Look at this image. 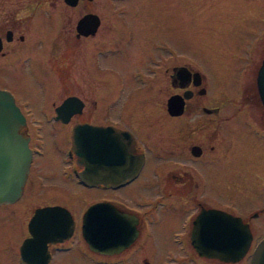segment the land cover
<instances>
[{"label":"flooded vegetation","instance_id":"flooded-vegetation-1","mask_svg":"<svg viewBox=\"0 0 264 264\" xmlns=\"http://www.w3.org/2000/svg\"><path fill=\"white\" fill-rule=\"evenodd\" d=\"M93 1L78 0L71 5L64 0L71 8L84 7L68 38L72 43L85 40L86 67L90 76L96 78L100 95L90 101L86 95L66 94L60 103L67 97L73 96L75 100L67 122L74 121L70 134H51L50 141L47 134H30L27 123L33 111L29 107L30 114H27L23 104H17L25 117L26 126L21 131L31 149V162L21 195L14 201L0 203V217L7 215L6 221L18 219L25 234L20 235V232L14 253L9 243L0 250V264H58L63 258L66 262L73 260L69 262L73 264H251L253 251L264 237V233L257 234L258 229L264 228V194L259 191L264 184V163L260 162L264 160V110L261 109L262 115L258 118L262 126L260 134L236 133L232 130L233 124L242 117L230 113L234 108L226 111L216 105L213 96L207 98L210 87L204 83L199 64L193 57L188 61L185 48L181 51L177 42L171 40L173 37L181 42L185 36H172L165 30L163 37H156L152 26L154 18H149L155 0H103L97 11L92 8ZM35 13L27 23L18 10H9L4 3L0 4V89L10 91L15 102V91L32 90L37 79L39 83L43 55L40 45L51 38L43 34V24L35 18ZM88 15L89 20L95 15L98 22L95 28L78 27L79 21ZM74 17L70 15V20ZM173 49L178 54L175 57ZM263 55L262 49L260 63L255 64L256 75ZM86 79L90 83L93 80L87 76ZM245 83L242 80L235 84L242 101L245 88L248 91ZM112 91L116 92L115 96L108 94ZM171 100L181 102L180 114L169 111ZM59 104L53 102V107ZM156 107L173 118L182 117L185 112L204 115L215 122L214 131L149 134L147 120ZM46 115L48 119L54 118L55 111ZM83 115L84 119L77 120ZM138 117L143 121L136 119ZM81 123L112 126L113 130L101 134H73L75 126ZM230 123L232 125H227ZM81 144L85 146L83 150ZM49 147L62 158L54 164L62 181H69L88 193L80 197L83 202L88 199V204L81 206L78 212L60 203L41 204L30 215L23 212L26 201L22 200L37 159L56 161V158H47ZM108 170H123L128 174L111 182ZM218 170L227 172L220 174ZM53 171L57 172L49 170L48 173ZM96 171L100 172V179L91 177L92 174L87 176V172L96 174ZM144 174H148L147 179L142 181ZM226 177H231L229 194L220 201L209 191L215 182ZM253 183L259 186L254 198L250 196ZM65 189L69 193L76 192L71 185ZM98 202L105 203L106 207L111 204L124 215L121 220L112 222L121 226L102 227L104 232L111 230L120 234L109 238L111 243L116 241L113 251L91 249L83 235V215L90 205ZM55 205L69 211L72 228L62 230L60 239L47 240L33 253L23 250V243L33 237L30 220L35 209ZM18 208L20 210L12 212ZM209 209L222 210L239 218V224L233 228L240 231L239 235H250L242 258L232 261L199 252L200 248L216 247L207 239L216 234L219 219L205 217L210 214L206 212ZM153 234L166 235L164 242L168 245L161 256L153 246Z\"/></svg>","mask_w":264,"mask_h":264},{"label":"rangeland","instance_id":"rangeland-1","mask_svg":"<svg viewBox=\"0 0 264 264\" xmlns=\"http://www.w3.org/2000/svg\"><path fill=\"white\" fill-rule=\"evenodd\" d=\"M102 1L94 0L92 8L94 10L96 8L97 11ZM1 3H4L9 10H18L19 16H23L27 23L32 20L30 16L35 11V18L43 24V34L51 36L48 41L40 45L43 48V55L39 83L37 79L34 89L15 91L16 104H23V110L27 114H30L29 107L33 111L30 114L31 121L27 123L30 134H47L49 141L51 134H70L71 123L74 121L67 124L60 117L61 123H59L54 118H46V114L56 111L63 103L60 101L66 94L86 95L90 101L100 95L98 88L100 86L96 78L90 76L86 67V53L83 52L85 40L72 43L68 38L72 34L75 19L84 12V7L71 8L64 0H0ZM72 14L75 15L73 21L70 20ZM149 18H154L152 26L156 30V37L158 35L163 37L166 32L172 36L173 34L185 36L181 42L173 37L171 40L177 42L176 45L181 51L185 48L188 61L193 57L199 64V70L204 75V83H208L210 87L207 98L213 96L216 105L224 107L226 111L234 108L230 113L235 112L234 114L242 117L241 120L234 122L232 130L236 133L239 131L244 134H260L262 126L259 125L258 118L262 115L263 108L255 88L254 71L255 64L260 63V53L262 49L264 50V0H155V5L150 8ZM172 54L174 57L178 55L174 49ZM86 76L93 79L91 83ZM242 80L246 82L245 86L248 88L247 91L244 87V95H241L244 101L241 100L240 90L235 85L237 81ZM109 93L115 96L116 92ZM52 101L54 104H60L54 108ZM78 119H84V115ZM136 119L143 121L141 117ZM147 121L149 134H207V132L209 134L215 127V122H211L204 115L194 112L188 115V112H185L182 117L173 118L168 117L157 107ZM185 124L187 127H184ZM49 149L47 158L53 157L56 161L44 157L37 159L29 176L27 193L22 200L23 203L26 201L23 212L30 215L36 206L45 203H60L78 212L81 206L84 208L88 204V199L83 202L80 197H86L88 193L69 181H62L60 171L55 169L56 165H54L62 158L55 151L52 152L51 147ZM252 162H254L253 158ZM260 162L262 165L264 160ZM49 170L57 172L48 173ZM218 171L220 174L223 171L224 174L227 172V170ZM147 175L144 174L141 180L145 181ZM229 179L231 177L215 182L214 188H210L209 193L218 197L220 201L225 200L222 196L229 194ZM69 185L75 188L76 197L73 192L66 191L65 188ZM258 188L255 183L252 184L251 197L258 195ZM135 189L139 188L135 187ZM260 189L263 195L264 184ZM237 192L238 190H235V193ZM18 210L20 209L12 212ZM6 220H8L7 215L0 217V250L9 243L14 253L19 234L21 232L20 235H24L25 230L20 227L18 219ZM261 233H264L262 227L258 229V236ZM152 238L153 246L160 251L159 256H161V252L168 245L164 242L166 235L153 234ZM155 253L157 254L156 251ZM69 262L63 258L58 264H73Z\"/></svg>","mask_w":264,"mask_h":264},{"label":"water","instance_id":"water-1","mask_svg":"<svg viewBox=\"0 0 264 264\" xmlns=\"http://www.w3.org/2000/svg\"><path fill=\"white\" fill-rule=\"evenodd\" d=\"M77 1L65 0L66 3L71 5L76 4ZM89 16L83 17L79 21L78 27L88 25L94 29L98 22L94 19L95 15H93L92 20L88 19ZM1 47L0 42V49ZM256 87L260 103L264 110V55L257 71ZM73 100L74 97L72 96L67 97L63 101L56 110L57 118L62 117L65 122L69 120L71 115L69 109L75 101ZM169 104L171 114H180L182 112V104L179 100L175 103L171 100ZM25 125V117L16 105L12 94L5 89H0V203L16 200L21 195L23 185L26 181L31 162V149L28 145V140L22 136L24 133L21 131V128ZM112 130V126L81 123L75 126L73 134H101L102 131L111 132ZM84 147V144H81V150ZM82 153L89 155L85 151ZM127 174V171L123 170H108V181L114 182L115 180L126 177ZM89 175L95 179H100V172L98 171H96V174L87 172V176ZM207 211L210 214H205V217H216L219 219L216 234L212 235L211 239H207L208 243H214L216 247L200 248L199 252L211 257L232 261L242 258L249 246L250 235L248 233L247 235H239L240 231L238 232V229L233 228V226L236 227L239 224V218H234L232 215L218 209H209ZM123 216L111 204L107 205V207L102 202L90 205L84 213L82 221L83 235L89 247L96 251H113L116 249L114 248L116 241L111 243L109 238L120 234L113 233L111 230L104 232L102 231V227L107 226L110 228L121 226V223L113 224L112 222L114 219L121 220ZM72 226L73 220L66 208L59 205L37 208L30 220V230L33 237L23 243L22 249L33 253L35 250H39L41 245L44 246L47 240L60 239L63 235L62 230L71 229ZM56 228L59 231H55ZM104 237H107L108 241H105ZM196 238L200 243L201 239L198 235ZM251 264H264V238L253 251Z\"/></svg>","mask_w":264,"mask_h":264}]
</instances>
